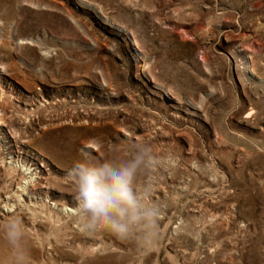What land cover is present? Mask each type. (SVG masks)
Listing matches in <instances>:
<instances>
[{
  "label": "rangeland",
  "instance_id": "1",
  "mask_svg": "<svg viewBox=\"0 0 264 264\" xmlns=\"http://www.w3.org/2000/svg\"><path fill=\"white\" fill-rule=\"evenodd\" d=\"M0 117V264H264V0H0ZM137 144L156 236L82 232L68 170Z\"/></svg>",
  "mask_w": 264,
  "mask_h": 264
},
{
  "label": "clouds",
  "instance_id": "2",
  "mask_svg": "<svg viewBox=\"0 0 264 264\" xmlns=\"http://www.w3.org/2000/svg\"><path fill=\"white\" fill-rule=\"evenodd\" d=\"M158 163L143 144L131 146L122 160L97 161L86 155L75 161L68 178L74 185L73 216L80 230L86 234L108 231L121 240L140 233L151 243L164 211L163 205L152 200Z\"/></svg>",
  "mask_w": 264,
  "mask_h": 264
},
{
  "label": "bare ground",
  "instance_id": "3",
  "mask_svg": "<svg viewBox=\"0 0 264 264\" xmlns=\"http://www.w3.org/2000/svg\"><path fill=\"white\" fill-rule=\"evenodd\" d=\"M1 105H2V104H1ZM28 115H29V114H28ZM0 118H1V117H0ZM2 119H3V117H2ZM2 119H0V120L2 121ZM1 121H0V124L3 122V121H2V122H1ZM4 123H5V122H4ZM4 123H2V124H4ZM4 125H5V124H4ZM30 139H31V138H30ZM32 139H34V138H32ZM28 141H29V140H28ZM28 141H27V142H28ZM20 183H21V182H20Z\"/></svg>",
  "mask_w": 264,
  "mask_h": 264
}]
</instances>
